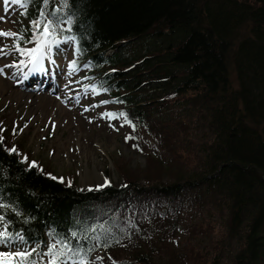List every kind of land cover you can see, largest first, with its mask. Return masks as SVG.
<instances>
[{
    "label": "trees",
    "instance_id": "1",
    "mask_svg": "<svg viewBox=\"0 0 264 264\" xmlns=\"http://www.w3.org/2000/svg\"><path fill=\"white\" fill-rule=\"evenodd\" d=\"M19 5L28 26L15 44L28 42L40 10L56 13L70 65L85 69L145 161L115 162L122 187L79 190L21 163L24 139L0 122V215L11 233L38 252L57 245L64 264H264V0ZM13 146L19 154L5 151Z\"/></svg>",
    "mask_w": 264,
    "mask_h": 264
},
{
    "label": "rangeland",
    "instance_id": "2",
    "mask_svg": "<svg viewBox=\"0 0 264 264\" xmlns=\"http://www.w3.org/2000/svg\"><path fill=\"white\" fill-rule=\"evenodd\" d=\"M20 13L18 4L0 0V31L16 34L0 37V48L4 49L0 53V122L12 130L16 128V138L24 139L20 157L28 156L48 167L64 184L73 183L79 190L100 189L105 182L122 187L124 182L115 172V162L141 168L145 154L126 143V127L118 119L110 120L109 107L89 90L90 77L85 69L70 67L73 53L69 42L45 48L41 70L30 71L34 65L21 52L35 48L37 40L28 35L24 37L28 42L15 44L19 51L14 47L22 29L28 26ZM210 225L208 232L218 236V220ZM12 250L0 247V251ZM103 258L98 253L90 261L101 262Z\"/></svg>",
    "mask_w": 264,
    "mask_h": 264
},
{
    "label": "snow or ice",
    "instance_id": "3",
    "mask_svg": "<svg viewBox=\"0 0 264 264\" xmlns=\"http://www.w3.org/2000/svg\"><path fill=\"white\" fill-rule=\"evenodd\" d=\"M5 3L11 2L12 4H17L20 2V0H4ZM28 0H25V3H27ZM45 4H47L48 0H43ZM64 3H67V0H64ZM56 16V19H53L52 17ZM46 19H41L45 18ZM63 21L57 16L56 13H45L43 10H40L38 12L37 18L33 21L32 25L30 27H34L36 31L31 33V36L33 39L37 40V45L35 48L29 50V51H23L21 52V55H25L29 57L28 62L30 64H33L34 67L30 69V71H40L41 70V60L44 55V49L50 47L51 45L55 44L57 47H59L60 41H57L56 39V28L55 26L58 23H62ZM16 34L14 33H7L0 31V37H13ZM69 40L74 39L73 37H69ZM31 42V41H29ZM16 50L19 51V47L15 45ZM4 49L0 48V53H3ZM23 63V61H21ZM76 64V61L72 62V65L70 67H73ZM2 71V70H0ZM111 115V114H109ZM120 115H124V113H121ZM3 129H0V132H2ZM17 133V129H13V135ZM5 140V137L0 135V143H3ZM5 151H7L9 154H19L18 149L13 146L11 149L5 148ZM21 163H27L30 168L35 167V162H29L27 158L25 157L20 161ZM53 179H57L53 177ZM63 182V181H61ZM107 182H105V185H100L99 187L106 186ZM70 186V185H69ZM3 205H0V208H2ZM0 246H6L13 248L12 251H0V264H41L40 261H37L34 257L39 255L41 257L43 256H50L51 258L47 260L46 264H64V258L63 255H57L54 252V249L57 248V245L53 244L48 247L47 252H38L37 247L33 246L31 248L27 247V240L26 237L23 234L16 233L12 234L10 231V221L5 219L4 215H0ZM61 243H63L61 241ZM74 251V249H73Z\"/></svg>",
    "mask_w": 264,
    "mask_h": 264
},
{
    "label": "bare ground",
    "instance_id": "4",
    "mask_svg": "<svg viewBox=\"0 0 264 264\" xmlns=\"http://www.w3.org/2000/svg\"><path fill=\"white\" fill-rule=\"evenodd\" d=\"M31 79V78H30ZM38 79V78H37ZM29 81V80H28ZM22 83H20L19 85H21ZM25 84V83H24ZM25 85H29V84H25ZM27 87V86H26ZM142 128V127H141Z\"/></svg>",
    "mask_w": 264,
    "mask_h": 264
}]
</instances>
